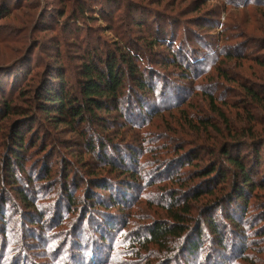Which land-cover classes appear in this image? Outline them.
<instances>
[{"label": "rangeland", "instance_id": "rangeland-1", "mask_svg": "<svg viewBox=\"0 0 264 264\" xmlns=\"http://www.w3.org/2000/svg\"><path fill=\"white\" fill-rule=\"evenodd\" d=\"M29 1L40 5L38 16L41 13L42 15L48 13L50 16L51 13L66 6L68 12L61 19L62 22L66 20V23L54 32L41 34L39 38L32 35L31 40L35 39L36 42L31 48H29L31 41H28V45L24 46L19 53H0V70H3L0 71V90L4 76L11 74L12 67L17 65L16 61L23 60L28 54L30 55L29 68H34L32 74L41 75L45 74L44 67L55 66L53 63L57 60V53H61L72 66L66 79L75 83L77 70L84 61L83 58L78 57L79 55L84 57V54L89 51L106 53L117 47H122L126 51L136 48L146 53L147 40L150 39L148 26L154 21H159L162 28L164 27L173 36L177 35L178 40L186 42L181 45L175 44L174 50L180 46L184 54L189 53L198 61H195L194 65L190 64L188 68H185L184 64L182 72L156 64L146 67L153 73L156 85V91L148 96L150 98L146 97L149 102L151 101L152 108L157 106L158 115L149 118L145 125L140 124V129L129 126L121 132L126 131L127 140H130L127 142L134 147L132 149L126 142L123 144L122 149L125 148L131 155H134V158L130 157L127 163L130 165L135 159L136 162L133 164L138 165L141 172L146 175L143 182H141L142 178H139L141 187L131 186L130 190H133L128 199L130 201L128 203L126 200V203L134 205L124 210L113 209L108 205L104 207L97 202L88 205V208L84 207L88 200L85 191L91 187L90 184L86 186L88 171L105 177L103 181L109 183L113 190L118 185V181H127L129 177H133L123 175L119 167L117 170L111 166L105 167L97 164L95 156L88 153L89 143L99 145L102 140L108 139L109 125L95 124L90 127L84 124L79 130L72 132L71 128L65 125H53L43 113L38 114L41 122L34 126L36 133L32 137L36 136L48 141L49 145H46V150L41 156L49 159L48 167L52 165L53 170L49 172L51 176L49 183L43 181L42 178H35L36 182L31 185L20 183V187L27 190L28 195L33 198L32 202H35V207L29 209L18 200L12 184L7 182L10 178L1 167L2 159L7 151L3 137L7 135L10 128L6 121H0L3 125L2 133H0L2 137L0 143V207L5 216L3 218L5 221L0 220V264H106L107 262L103 261L105 255L107 256L106 261L111 259L115 264H161L156 249L152 248V252L145 251L139 247L140 245L136 246L132 239L137 235L140 238H147L152 225H157V222L167 219L166 210L160 205L162 202L165 204L166 198L163 197L167 193L165 189H184V186L174 185L169 182L170 180L162 181L167 175H172V167L174 174L177 173L178 166H184L181 173L184 176H193L195 170L202 169L209 161L214 160L212 158L214 148L221 149L224 141L220 138L221 135L207 130L206 126L200 125L198 121L200 117L214 116L211 114L209 98L219 99L216 101L218 105L223 106L224 103H228L234 106L223 108L228 113L227 117L232 119L234 127L237 126L242 131H249L252 128L255 137L256 135L264 136V113L255 110L256 105L249 98L239 96L243 92L242 88H238V84L226 78L229 75L243 87H252L256 91L264 90V50H262L264 32L257 30L260 27L264 29V24L258 22L262 20L264 23V6L248 4L247 2L251 0ZM82 8L86 12H83ZM72 12H77L75 19L79 21V24H73L74 21L69 20ZM8 23L9 21L6 20L4 23L0 22L1 33L9 32ZM214 23L218 25V28L210 31L207 27ZM10 25L13 28H20L19 21H14V24ZM64 27H67L66 31L63 30ZM57 33H60L61 38ZM28 35L29 33L25 31L20 32L23 39ZM43 35L47 38L42 40L41 50L39 47L36 48V43ZM245 35L250 36L249 40ZM250 41L260 43V48L257 50L255 46L249 47ZM6 46L7 44L0 43V52H4ZM8 46L16 52L19 44L13 41L9 42ZM215 47H219L218 52H216L217 49L213 50ZM225 50L242 53L243 58L230 60L225 55ZM153 51L154 53H165V55L169 53L158 46ZM9 56H14V58L7 59L6 57ZM4 58L7 61L3 60ZM222 74L224 76H221ZM34 86L31 87L34 88ZM26 101L20 100L18 103L20 106L27 107ZM113 115L119 114L114 112ZM17 119L13 120L12 124H18L19 119ZM115 120L117 121L116 117L110 124L111 129L119 127L113 122ZM192 121L194 124L191 123ZM223 129L226 132L225 126ZM137 133L145 136L148 141H153L154 145L142 146L140 142L131 141L133 140L132 135ZM112 135L114 137L115 134ZM256 146L258 147L259 143ZM247 147L243 145L241 152H246ZM29 148L30 146H28V151L34 160L36 153L34 154L33 149L29 150ZM179 148H181L180 154ZM253 148L254 146H251V149ZM228 149L230 150V147ZM200 150L202 156L196 158ZM261 153L264 161V148L261 149ZM186 154H188L187 157H185ZM214 156L218 160L223 159L221 154L218 156L214 153ZM173 159H177L172 162L174 166H170L165 171L162 170ZM188 162L190 164L186 166L185 163ZM261 167L262 171L264 162ZM29 170L33 169H27L22 175L23 178H26ZM45 172H48V169ZM65 177L70 178L71 181L74 177L76 181L71 193L76 201L74 207L77 210L75 212L66 206L63 200L61 180ZM153 180L155 183L152 182ZM145 182L148 184L145 185ZM184 182L188 187L190 182ZM94 189V191L98 190L96 187ZM97 193L102 194L100 190ZM103 194L109 195V192ZM169 196V194L166 195V197ZM260 203L264 204V190L258 189L252 199L253 206L249 209L251 212L249 216L259 213H261L260 217L264 216V212L257 208ZM190 205L196 207L193 203ZM91 208L112 210L114 217L108 219L112 220L114 225L119 223L117 219H129L127 228H122L124 232L121 234L110 235V240L103 246V241L107 236L99 230L100 225L94 217L101 219L103 223H108V219L100 218L95 212L89 215L88 209ZM193 215L201 216L194 210ZM107 216L109 215H105L106 218ZM40 217L44 220L36 222ZM260 219L259 217L257 219V216L253 217L248 220L250 222L247 224L248 228L244 227L239 231V234L245 235L246 240L255 241L247 244V253L250 254H248L249 263L237 257L242 245L240 242L237 250L227 249L223 255L216 252V245L207 246V249L211 248V250L203 251V264H216L218 261L224 264H254L259 261V264H264V236L258 234L253 237L251 234L252 230H257L258 227L254 226V223ZM203 229L206 233L208 232L206 226H203ZM132 248L135 250L132 251ZM90 250L95 253L94 260L99 263L91 262ZM230 257L238 260H232ZM168 262L169 264L202 263L196 262V259L186 254L178 255Z\"/></svg>", "mask_w": 264, "mask_h": 264}, {"label": "trees", "instance_id": "trees-1", "mask_svg": "<svg viewBox=\"0 0 264 264\" xmlns=\"http://www.w3.org/2000/svg\"><path fill=\"white\" fill-rule=\"evenodd\" d=\"M247 3L255 6H264V0H251ZM39 7L38 3H31L29 0H0V22L9 21L7 25L9 32H0V43L7 44L4 47V52L1 51L0 53H19L24 46L28 45V41H31L29 47L31 48L36 42L35 39L31 40L32 35L39 38L41 34L50 31L54 32L59 26L62 27L66 23V20L61 21L68 12L66 6L51 13L50 16L48 13L45 15L41 13L38 16ZM78 9L80 11L81 7ZM82 11L86 12L83 8ZM76 13L72 12L69 16V20L74 21L73 24H79V21L75 19ZM14 21L20 22V28H13L10 25L14 24ZM258 22L264 24L262 20ZM149 26L150 39L147 40L146 44L148 47L146 48V53L148 54L136 48L127 49L126 51L122 47H117L115 50L106 53L89 51L84 54V57L78 56L81 59L83 58L84 61L77 70L75 83L66 79L72 66L59 52L57 53L56 62L53 63L55 66L44 67L45 74H32L34 68H29V54L23 60L16 61L15 64L17 65H11L13 70L7 77L4 76L0 90V121H6L10 128L7 131V135L3 137L7 151L4 159H2L1 167L6 171V175L10 178L7 182L12 184L13 191L16 192L15 195L19 201L23 202V205L33 209L35 202H32L33 198L28 195L27 190L20 187V183L31 185L36 182L35 178H42L43 181L49 183L51 180L49 172L53 170L52 165L48 167L49 159L41 156L46 150V145H49L48 141L36 136L32 137L36 133L34 126L36 123L40 124L41 122L39 113H43L53 125H65L71 128L72 132L79 130L84 124L90 127L95 124L109 125L110 133H108V139L102 140L99 145L89 143L90 149L88 153L95 156L96 159H94L97 164L105 167L111 166L117 170V167H119L123 171V175L133 176L134 178L129 177L127 181H118V185L113 190L109 183L103 181L105 177H100L99 174H92L88 171L86 186L90 184L91 187L85 191L88 200L85 202L84 207L88 208V205H93L97 202V204L100 203L104 207L108 205L113 209L124 210L134 205L128 204L130 201L128 199L133 190H130V188L133 185L141 187L139 178H142L141 182H143L146 175L141 172L138 165L133 164L136 162L135 159H133L134 162L132 164L129 165L127 163L130 157L134 158V155H131L125 148L122 149L124 147L123 144L126 142L132 149L134 147L127 142L130 140H127L126 131L121 132L129 126L140 129V124L145 125L149 118L158 115V112L156 113L157 106L152 108L151 101L149 102L148 99L150 98L148 96H151L156 91L155 78L153 73L146 67L156 64L157 66L175 68L177 71L182 72L184 64L186 65L185 68H188L190 64L194 65V62L198 61L191 57L189 53H183L179 45L186 42L178 40L176 38L177 35L173 36L164 27L162 28L159 21H154ZM207 28L212 31L218 28V25L214 23ZM63 30L66 31L67 27H64ZM257 30L264 32L263 27ZM22 31L29 33L24 39L20 36ZM60 33L62 34V32ZM60 33L57 34L61 38ZM252 34L254 33L252 32ZM245 37L248 40L250 38L249 35H245ZM46 38L47 36L43 35L40 41H37L36 48L39 47L42 50V40ZM13 41L19 44L16 52L12 51L8 46L9 42ZM175 44H179L177 50L173 49ZM248 44L249 47L255 46L257 50L261 46L260 43H253V41ZM157 46L166 49L169 52L168 55L159 52L154 53L153 50ZM218 48L215 47L213 50L217 49L216 52H218ZM262 48L264 50V47ZM224 53L230 60H241L243 58L242 53L229 50H225ZM6 58L12 59L14 56ZM7 59L4 58L3 60L7 61ZM199 62L202 63L204 61ZM188 63L189 65H187ZM221 76L224 75L222 74ZM226 78L228 81L238 84V88H242L243 92L239 96L249 98L252 103H255V110L264 113V90L256 91L252 87H243L235 78L229 75ZM31 86H34V88ZM20 100H27V107L20 106L18 103ZM209 100L211 101L210 108L212 112L210 113L214 116L208 118L200 117L198 121L200 125H205L207 130H211L216 135H221L220 138L224 139L221 149H217L218 152L214 148L212 153L214 160L209 161L202 169L195 170L193 176H184L181 173L184 166H178L176 174H174L175 171H173L172 167V171L170 170L172 175L169 174L164 179L161 178L162 181L170 180L169 182L174 185L184 186V189H165L167 192L163 196L166 198L164 200L165 204L162 202L160 205L164 206L167 219L157 222V225H152L147 233V238H140L137 235L132 239L136 246L140 245L139 247L145 251L152 252V248L156 249L157 257L160 258L161 264H167L166 262L169 260L171 262L172 259L183 254L203 264V251L208 247L216 245V252L223 255L227 252V249L234 248L233 250H237L240 242L242 245L240 250H238L239 254L237 257L239 260L249 263L250 254L247 253V244L255 241L246 240L245 235L239 234V231L244 227L248 228L247 224H250L248 220L257 216V219L258 217L261 219L257 220L258 222L255 221L254 226L258 228L257 230H252L251 234L253 237L258 234H263L264 236V216L260 217L261 213L249 216L251 214L249 209L253 206L252 199L255 192L258 189L264 190V168L261 171V166L264 162L261 153V149L264 148V136L256 135L257 137H255L252 128L249 131H242L241 128L234 127L232 119L227 117V111L223 110L224 107L232 108L234 106L228 103H224L223 106L218 105L216 101H219V99L214 97L209 98ZM114 112L119 115H113ZM115 117L117 121L113 122L117 123L119 127L111 129L110 124ZM16 118L19 121L18 124L14 125L12 122ZM191 123L194 124L193 121ZM2 126L0 122V133H2ZM223 126L226 128V132ZM112 134H115L114 137ZM131 138L133 139L131 141H134V143L140 142L142 146L150 147L154 145V143L152 144L153 141H148L145 136L139 133L133 134ZM1 140L2 137L0 136V143L2 142ZM257 143H259L258 147L256 146ZM243 145L248 146L246 152H241ZM28 146H30L29 150L33 149L34 154L36 153L34 160L31 158ZM251 146H254V148L251 149ZM227 147H230V150ZM167 150L169 151L170 149L168 148ZM178 152L180 154L181 148H179ZM29 153L30 155L28 156ZM214 153H217L218 156L221 154L223 159H216L217 157L214 156ZM201 156L200 150L196 158H201ZM177 159H173L162 170L165 171L170 166H174L172 162ZM189 164V162L185 163L186 166ZM27 169L33 170H29L26 173V178H23L22 175ZM47 169L48 172H45ZM69 179L67 177L62 178L61 193L66 206H69L75 212L77 210L74 207L76 201L71 193L76 181L74 177L71 178L72 181ZM184 181L190 182L188 187H186ZM152 182L155 183V180ZM146 184L148 183L145 182ZM94 187L98 188V190L94 191ZM99 190L102 194L97 193ZM106 192H109V195L103 194ZM167 194L170 196L166 197ZM126 200H128V203H126ZM191 202L196 207H192L190 205L192 204ZM199 204L201 205L197 207ZM1 208L0 220L5 221ZM257 208L264 212L263 203L258 204ZM193 210L201 216L193 215ZM88 212L89 215L95 212L97 216L105 219L114 217L112 210L104 211L91 208L88 209ZM105 215L109 216L106 218ZM38 220L43 221L44 218H37L36 222ZM94 220L100 225L99 230L107 236L103 241V246L110 240V235L124 232L122 228H127V222H129V219H117L119 223L114 225L113 221L109 219L108 223H103L97 217H94ZM203 226H206L207 233L204 231ZM111 250L113 249L111 248ZM133 250L135 249L132 248ZM210 250L211 248L208 251ZM90 252L91 262H96L94 260L95 253L92 250ZM230 258L238 260L237 258ZM106 259L107 256L105 255L103 261L107 262L106 264L114 263L111 259L108 261ZM220 263L224 264L222 261H218L216 264ZM254 264H259V261Z\"/></svg>", "mask_w": 264, "mask_h": 264}]
</instances>
